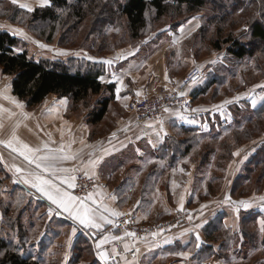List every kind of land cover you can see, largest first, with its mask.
Returning a JSON list of instances; mask_svg holds the SVG:
<instances>
[{
  "label": "rangeland",
  "instance_id": "374dc122",
  "mask_svg": "<svg viewBox=\"0 0 264 264\" xmlns=\"http://www.w3.org/2000/svg\"><path fill=\"white\" fill-rule=\"evenodd\" d=\"M18 2L13 4L12 0H0V30L20 39L19 51L27 50L36 61L72 63L73 69L78 64L85 67L88 63H96L101 70V82L111 86L114 83L103 81L108 70L113 73L104 61L140 42L147 43L146 51H158L169 75L180 76L182 85L138 97L183 93L191 99L189 107L192 109L190 112L180 109L194 116L191 119L201 127L197 128L200 136L196 138L191 133L174 129L171 138L177 144L173 146L176 153L183 156L174 160L172 165L159 151V157L149 154L141 162L136 161L138 174L125 178L121 183L124 191L116 190L119 202L113 211L119 215L111 219L113 223L105 222L102 228L90 231L92 241L81 235L78 224L62 219L63 223L57 227L60 233L53 236L55 242H44L48 247L44 248V253L41 252L43 254L32 253L30 245L42 237L45 227L53 226L54 219L48 225L47 213L40 218L45 220H38L35 213L30 215L25 210L30 203L28 198L16 193L10 196L11 201L1 199L0 243L4 239L10 251L39 264H96L99 262L97 253H106L108 257L100 264H152L154 258L151 262L141 257L139 243L190 227V232L193 230L204 236L203 246H210L213 250L217 248L214 255L220 264H264V225L261 224L264 221V201L259 199L264 197V41L252 37V21L259 20L264 25V0H206L201 9L185 12L177 20L166 16L150 21V27L139 39L130 38L128 28L119 25L118 21L110 25L111 15L102 13L104 9L96 16L89 13L77 23L72 16L73 8L57 9L61 18L52 23L33 20V11H20ZM42 2L45 1L30 0L29 7L34 10L35 3L40 7L51 4L50 0L46 4ZM219 28L223 31L222 36H217ZM16 29H22L24 35ZM101 29L105 33H101ZM229 37L231 41L224 42ZM218 38L223 43L222 49L214 46ZM236 40L246 43L252 51L243 58L231 53L230 46ZM41 44L46 47H41ZM192 69L201 71L197 81L200 87H206L204 93L197 97L192 94L197 81L184 85V77ZM12 81L13 76L3 74L0 67L2 108L16 103L26 104L13 94ZM114 90L104 89L89 101L78 104H73L68 98L71 101L68 115L87 114L88 118L90 112L100 106L101 99L111 98L106 115L93 129L95 137L103 135L106 133L103 123L113 121L115 109L123 108L121 103L124 102L128 112L133 113L130 102L134 96L116 101ZM158 118L160 116L155 119ZM136 120L142 121L137 117ZM74 176L76 186L70 192L88 204V196L98 186L99 180L81 168ZM84 178L90 181V187L80 190L78 185ZM227 197L230 201L225 202ZM240 201H247L249 207L245 208L238 203ZM48 208L43 207L41 212H47ZM126 216L130 219L129 226L147 229L144 236H140L138 231L140 234L126 232L121 227L119 218ZM168 220H174L172 226L159 232L157 225ZM77 232L80 234L76 235ZM112 235L117 239L112 241ZM105 236L109 237L108 241L98 249L96 245ZM119 247L124 251L135 249L137 255L134 258H117ZM196 248L195 243L182 256L192 263L191 254ZM3 254L4 250L0 249V257ZM165 260L166 257H162L158 263H166ZM213 261L214 256H210L204 261H196V264H213Z\"/></svg>",
  "mask_w": 264,
  "mask_h": 264
},
{
  "label": "crops",
  "instance_id": "0c3cea01",
  "mask_svg": "<svg viewBox=\"0 0 264 264\" xmlns=\"http://www.w3.org/2000/svg\"><path fill=\"white\" fill-rule=\"evenodd\" d=\"M18 3H26L30 6V0L19 1ZM35 4L34 7H40ZM147 49V43L140 42L125 51L118 52L117 56L108 57L105 60L112 61L111 64L107 65L113 73L110 74L108 70L103 81L107 84L114 83L113 96L116 101H120V98L125 97L154 94L160 90H168L182 85L180 76L171 77L169 75L165 61L158 57L159 52L148 53ZM198 81L194 87L200 85ZM70 103L71 101L66 97L58 98L56 95L51 94L43 104L35 107H28L26 104L21 103L7 105L3 108L4 111H0V123L3 124V128L0 129V140L7 141L16 136L19 141L27 143L33 148L39 147L43 150L44 145L47 144L49 149L58 150L63 146L65 153L76 154L77 158L75 160L61 161L57 164V168L76 170L81 168L88 175L98 178L99 184L89 195L92 200L88 199V204L92 207L99 206L108 220L117 216L113 215V213H117L113 209H116L119 202L116 190L117 192L121 189L124 191L125 188L122 184L125 182V178L138 174L135 169L136 161L141 162L149 154L153 157H159L158 151L163 153V145L168 144L174 129L182 130L184 127L200 129L201 127L196 120L191 119L194 116L184 113V110L178 107L164 110L158 119L138 122L135 115L128 112L123 102L121 105L124 110L123 108L115 109L116 115L113 121L108 124L107 122L103 123V125H106V133L95 137V134H93L94 126H98L101 122L91 123L88 121L87 114L74 115L71 113L72 115L69 116ZM17 104L23 107H18ZM14 146L18 147L19 144L14 142ZM169 155L172 156V153H169ZM0 157H2L0 159V170L3 172L0 174V222L3 215L1 199L7 198L11 201V197L16 193H21L24 198H28L30 203L25 210L30 215L35 213L34 216L37 214L38 220H45L40 218L47 213V219L50 220L47 222L48 225L54 219L53 226L50 228L45 227L42 237L30 245L29 248L32 253L35 251L44 253V248L47 249L46 247H48L44 242L49 240L55 242L53 236L60 233L57 227L63 223L62 219H65L68 223L78 224L81 227V235L83 234L82 236H86L88 239L89 237L85 234H91L90 231H97V229L80 225L68 213L52 205L30 183H25L24 178L35 166L29 165L19 153L14 152L6 144H0ZM16 168H21L24 171L17 172ZM75 172H57V176L71 177L74 176ZM56 182L60 183L62 187H67L60 180ZM72 182L74 183V181ZM14 186H16L15 189H13ZM68 190L70 191V189ZM93 201L96 203H93ZM47 206L49 207L47 212L45 210L41 212L43 207ZM50 208L52 209L51 214H49ZM104 209H107V211H104ZM40 212L41 214H39ZM29 225H31V222H29ZM29 225L27 224V226ZM189 229L191 228L180 231L178 229L165 236H156L151 240L142 242V244L139 243L142 252L141 257L149 259L147 261L154 258L152 264H159L158 260H162V257H166V263L161 262L162 264H196V261L201 262L210 256H214L215 261H213V264H220L218 258L214 255L217 254V248L213 250L207 248L208 246H203L204 236L193 230L190 232ZM46 230L49 231V234ZM78 234L80 233L77 232L76 235ZM197 234H199V240H197ZM112 236H110L112 237L110 239L114 241L116 236ZM195 243L199 247L193 251V255L191 254L193 257L191 263L182 255ZM214 247L216 246L214 245ZM98 256L99 262L96 261V264H100L103 260L100 255Z\"/></svg>",
  "mask_w": 264,
  "mask_h": 264
},
{
  "label": "trees",
  "instance_id": "16d2710c",
  "mask_svg": "<svg viewBox=\"0 0 264 264\" xmlns=\"http://www.w3.org/2000/svg\"><path fill=\"white\" fill-rule=\"evenodd\" d=\"M50 1L52 5L37 7L33 10L31 13L33 20L56 23L61 18L57 9L68 7L73 8L72 16L77 23L82 22L89 13L96 16L98 11L104 9L105 12L102 13L111 15L108 23L111 25L118 21L119 25L123 24L128 28L129 36L132 39L141 38L150 27V21L152 23L153 20H159L166 16L177 20L185 12L201 9L206 2V0H75L72 3L69 0ZM18 8L23 11L20 7ZM26 12L28 11L26 10ZM101 33L105 32L101 29ZM222 34L223 31L219 28L217 36H222ZM252 37L264 41V25L259 20L252 21ZM230 39L232 38H226L224 42L231 41ZM19 43L20 39L17 36L0 30V67L3 74L13 76V94L25 101L28 107L40 105L51 94L59 98L67 97L72 100L73 104H78L89 101L93 96L101 94L104 89L112 92L115 87L114 85H104L101 82V70L96 63H86L88 66L85 67L78 64L76 69H73L72 63L64 64L60 61L50 60L36 61L29 56L27 50L19 51L17 49ZM222 44L218 38L214 46L217 49H222ZM250 49L246 43L237 40L230 46V52L239 58L249 54L252 51ZM200 85L192 89L194 97L201 95L206 90V87L203 88ZM110 101L111 98L101 99L100 106L94 112H90L88 121L97 124L103 120ZM182 131L191 133L195 138L200 136L196 127H184ZM174 144L177 142L171 138L168 144L163 145L162 154L171 165L174 160L181 159L183 156L179 152L176 153ZM169 153H172V156ZM86 235H89L90 240L93 239L90 234ZM209 235L211 236V234ZM85 238L87 237L85 236ZM207 248L212 249L210 246ZM0 249L4 250V254L0 257L1 264H39L28 260L29 257L22 258L10 251L4 239L0 243Z\"/></svg>",
  "mask_w": 264,
  "mask_h": 264
},
{
  "label": "snow or ice",
  "instance_id": "6c2138e0",
  "mask_svg": "<svg viewBox=\"0 0 264 264\" xmlns=\"http://www.w3.org/2000/svg\"><path fill=\"white\" fill-rule=\"evenodd\" d=\"M18 0H12L13 4H17ZM47 3V0H45ZM21 9H26L28 12L33 11L28 4H19ZM16 32H19L21 35H24L22 29H16ZM27 38V37H25ZM41 47H46V45L41 44ZM89 59H92L89 57ZM107 64H111V60L104 61ZM196 78H194L195 80ZM119 91V89H117ZM183 95V93H181ZM13 103H16L13 101ZM255 104V102H254ZM18 107H23L22 105L17 104ZM0 111H4L2 106H0ZM25 116L27 114H24ZM3 128V124L0 123V129ZM14 142L19 144L18 147L14 146ZM0 144H6L7 147L11 148L14 152L19 153L20 156L24 158L29 165H34V169L28 172L27 176L24 178L25 183H30L33 188L40 192L52 205H55L57 209L63 210V212L68 213L73 217L74 220L78 221L80 225H83L88 228L99 229L103 227V224L106 222L108 224L113 223V221L108 220L103 212L100 210L99 206L92 207L89 204L85 203V200L81 197L74 196L68 189L74 188L76 185L72 182L75 180V176L71 177H59L57 172H74L76 169H67V168H57V164L61 161L75 160L77 158L76 154H68L64 152L63 146L56 149H49L48 145H44V149L33 148L27 143L19 141V138L13 136L12 139L4 141L0 140ZM46 150V151H45ZM238 155V153H237ZM2 159V157H0ZM17 172H23L21 168H16ZM60 180L62 184L67 185V187H62L60 183L56 181ZM89 200H92V197H88ZM261 201H264V197L259 198ZM230 201V197L226 198L225 202ZM93 203H96L93 201ZM237 203V202H233ZM241 205H244L245 208L249 207L247 201L238 202ZM237 212L240 211L237 207ZM107 211V209H104ZM52 209H49V214H51ZM59 214V213H58ZM113 215H119V213H113ZM261 224L264 225V221H261ZM75 233V228H73V234ZM128 235H135L134 233H128ZM109 237L105 236L96 247L99 249L100 246L108 241ZM197 240H199V234H197ZM199 247V245H197ZM127 248V245H125ZM115 251V250H113ZM103 259H107L106 253H97Z\"/></svg>",
  "mask_w": 264,
  "mask_h": 264
},
{
  "label": "built area",
  "instance_id": "2783aa9c",
  "mask_svg": "<svg viewBox=\"0 0 264 264\" xmlns=\"http://www.w3.org/2000/svg\"><path fill=\"white\" fill-rule=\"evenodd\" d=\"M201 76V71L199 69H192L188 72V74L184 77V85H192L195 83L198 78ZM194 78H196L194 80ZM191 99L185 95H181L178 92L175 93H168L165 95H159V96H134L132 101L130 102V109L131 111L136 115L137 119L145 121L150 119H155L161 115V113L168 108L172 107H178L182 108L187 112H190L192 107L190 108ZM90 187V181H88L86 178L83 180H80V183L78 185V189H84ZM121 220V227L125 229L126 232H141V234L145 233L147 229L138 230L135 226H129V218L123 217L119 218ZM174 220H168L165 222L160 223L157 225L159 232H164V230H167L169 227L172 226ZM132 225V223H131ZM138 231V232H137ZM140 234V233H138ZM140 236H144L141 235ZM119 246V245H117ZM137 255V252L135 249L124 251L121 250L120 247L118 249L117 258L121 257H129L134 258ZM111 261H113V258H110Z\"/></svg>",
  "mask_w": 264,
  "mask_h": 264
}]
</instances>
